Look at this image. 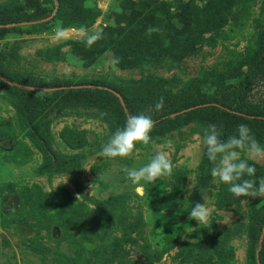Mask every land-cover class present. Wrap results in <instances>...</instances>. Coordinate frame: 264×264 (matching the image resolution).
Instances as JSON below:
<instances>
[{
    "label": "rangeland",
    "instance_id": "374dc122",
    "mask_svg": "<svg viewBox=\"0 0 264 264\" xmlns=\"http://www.w3.org/2000/svg\"><path fill=\"white\" fill-rule=\"evenodd\" d=\"M124 1L80 0L83 14L59 19L50 0H38L39 20L15 23L21 29L0 38V68L43 82L94 83L122 94L139 114H157L147 101L137 105L140 96L229 99L238 89L260 47L264 0H153L172 13L214 3L223 23L184 57L121 60L102 34L125 25ZM29 2L0 0V10L34 14ZM243 100L242 108L264 112V83ZM22 107V98L0 83V264H259L254 244L264 198L236 197L228 185L213 183V165L201 151L203 129L218 126L217 117L171 121L130 157L106 159L97 153L122 128L110 111L86 103L53 108L35 121L37 137ZM248 127L264 146V125ZM158 150L168 153L171 176L133 185L126 170L148 163ZM54 157L71 160L69 169L51 171ZM248 162L254 178L264 177V159ZM203 199L210 215L207 224H197L189 213Z\"/></svg>",
    "mask_w": 264,
    "mask_h": 264
},
{
    "label": "trees",
    "instance_id": "16d2710c",
    "mask_svg": "<svg viewBox=\"0 0 264 264\" xmlns=\"http://www.w3.org/2000/svg\"><path fill=\"white\" fill-rule=\"evenodd\" d=\"M30 1L29 6L37 10L38 0ZM52 10L56 9L59 19L69 16H79L85 11L80 0H50ZM122 6L130 11L124 19L123 27L109 28L102 34L104 45L113 51L121 60L130 57L148 56L159 58L167 55L184 57L191 53L200 43L205 33L212 32L223 23L221 11L216 9L214 3L198 8L187 4L178 13L169 11L164 2L153 0L124 1ZM38 11L34 14L21 12L16 15L0 10V38L4 35L20 30V22L37 21L41 17ZM203 20L202 25L196 23V18ZM14 24V25H12ZM153 29V31H149ZM264 31L261 34L259 50L250 62L247 71L239 82L238 89L227 99H217L214 95L209 98L204 95L184 96L180 99L170 100L168 96H140L139 106L142 103L155 104L164 98V106L155 113L143 112L155 121L153 130L164 126L174 120L187 121L199 115H210L219 119L218 127L222 130V139L236 132L239 124L248 126L264 125V112L262 110H247L240 104L244 101L253 87L264 83ZM0 83L10 92L20 96L23 101L22 115L29 130L41 137L35 121L41 113H47L56 107H75L83 103L99 106L110 111L118 117V123L124 126L128 115L139 114L132 102L121 94L124 106L119 98L103 86L94 83L73 84L62 82H43L32 78H22L0 68ZM83 85V86H77ZM38 93L40 95H38ZM145 98V99H144ZM228 100V102H224ZM183 110H188L182 112ZM71 160L53 158L51 171H66ZM258 233L255 240V249L259 264H264V209L259 211L257 217Z\"/></svg>",
    "mask_w": 264,
    "mask_h": 264
},
{
    "label": "clouds",
    "instance_id": "9594fccd",
    "mask_svg": "<svg viewBox=\"0 0 264 264\" xmlns=\"http://www.w3.org/2000/svg\"><path fill=\"white\" fill-rule=\"evenodd\" d=\"M63 35L64 30L58 28L55 33L57 40L62 39ZM98 38L99 34L93 36L88 44L91 45ZM118 63V59L112 61L113 65ZM163 106L164 98L161 97L154 110L160 111ZM154 126L155 121L149 115L143 113L128 115L124 126L110 136L97 155L106 159L130 157L138 144L144 146L150 144L152 140L150 134ZM221 137L222 130L216 124L205 127L200 137L202 154L206 155L207 160L213 165L210 169L213 183L228 185L229 192L236 197L264 198V177L254 178L256 168L254 164L248 162L264 159V146L256 140L248 125L243 123L237 126L235 134L228 136L227 139ZM167 146L171 147V141L167 142ZM126 171L133 185L140 184L141 181L152 185L158 179L170 177L173 164L166 151L158 150L148 163ZM193 188L191 182L186 190L188 196L191 195ZM203 200L204 203H195L189 213V219L195 220L197 224H207L210 215L208 201Z\"/></svg>",
    "mask_w": 264,
    "mask_h": 264
},
{
    "label": "water",
    "instance_id": "95a60500",
    "mask_svg": "<svg viewBox=\"0 0 264 264\" xmlns=\"http://www.w3.org/2000/svg\"><path fill=\"white\" fill-rule=\"evenodd\" d=\"M114 94L117 96V98H119L121 104L124 105V103H123V99L121 98V96H120L119 94H117V93H114ZM11 199H12L11 201H13V199H15V197H13V198H11ZM263 229H264V228H263Z\"/></svg>",
    "mask_w": 264,
    "mask_h": 264
}]
</instances>
